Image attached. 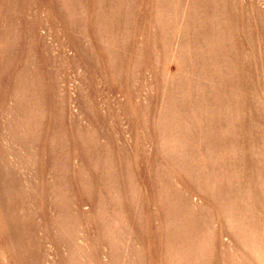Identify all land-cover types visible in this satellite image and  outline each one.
Instances as JSON below:
<instances>
[{
  "label": "rangeland",
  "instance_id": "374dc122",
  "mask_svg": "<svg viewBox=\"0 0 264 264\" xmlns=\"http://www.w3.org/2000/svg\"><path fill=\"white\" fill-rule=\"evenodd\" d=\"M0 264H264V0H0Z\"/></svg>",
  "mask_w": 264,
  "mask_h": 264
}]
</instances>
